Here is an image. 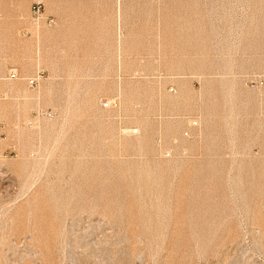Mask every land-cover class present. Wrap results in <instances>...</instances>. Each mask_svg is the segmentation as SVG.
I'll list each match as a JSON object with an SVG mask.
<instances>
[{"label":"rangeland","instance_id":"1","mask_svg":"<svg viewBox=\"0 0 264 264\" xmlns=\"http://www.w3.org/2000/svg\"><path fill=\"white\" fill-rule=\"evenodd\" d=\"M104 1L0 0V264H264V0Z\"/></svg>","mask_w":264,"mask_h":264},{"label":"built area","instance_id":"2","mask_svg":"<svg viewBox=\"0 0 264 264\" xmlns=\"http://www.w3.org/2000/svg\"><path fill=\"white\" fill-rule=\"evenodd\" d=\"M43 11H44V6L43 3L41 2V0H34V3L31 6V15L32 18L35 21H40L43 20ZM48 25H52L54 20L53 19H46ZM7 79L9 80H17L19 79V74L15 69H10L7 72ZM27 84L29 87L34 88L38 85V77H30L27 80ZM264 83V80H261ZM261 82V85L263 84ZM0 98H1V94H0ZM115 104V101H108L107 103H105L106 107L112 106ZM196 124V123H195ZM5 128L4 123L2 122V120L0 119V136L2 135V132Z\"/></svg>","mask_w":264,"mask_h":264},{"label":"crops","instance_id":"3","mask_svg":"<svg viewBox=\"0 0 264 264\" xmlns=\"http://www.w3.org/2000/svg\"><path fill=\"white\" fill-rule=\"evenodd\" d=\"M106 4H111L112 0H105L104 1Z\"/></svg>","mask_w":264,"mask_h":264},{"label":"bare ground","instance_id":"4","mask_svg":"<svg viewBox=\"0 0 264 264\" xmlns=\"http://www.w3.org/2000/svg\"><path fill=\"white\" fill-rule=\"evenodd\" d=\"M263 85V84H262Z\"/></svg>","mask_w":264,"mask_h":264}]
</instances>
